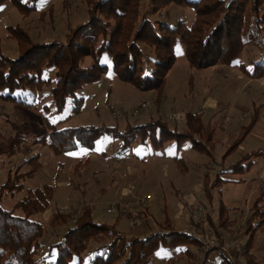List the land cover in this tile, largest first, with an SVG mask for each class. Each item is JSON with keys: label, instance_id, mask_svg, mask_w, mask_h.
Returning a JSON list of instances; mask_svg holds the SVG:
<instances>
[{"label": "rangeland", "instance_id": "rangeland-1", "mask_svg": "<svg viewBox=\"0 0 264 264\" xmlns=\"http://www.w3.org/2000/svg\"><path fill=\"white\" fill-rule=\"evenodd\" d=\"M22 1L32 4L34 0ZM150 1H142L143 12L151 6ZM36 6L24 12L12 0L0 5V52L6 57H17L20 48L10 27H21L37 42L64 41L70 28L88 18L87 0H41ZM260 11L262 15L264 5ZM194 12L192 8L171 4L153 17L172 25L181 21L190 24ZM252 20L253 15H249L248 23ZM258 49L256 41H251L233 63L197 69L187 59L185 44L177 41V60L161 91L143 92L121 81L110 68L101 80L87 83L77 92V96L83 97L79 112L73 111L72 98H68L63 111L56 110L46 86L26 97L35 106L0 99V134L14 135L34 128L15 157L0 155V185L10 171L14 173L31 155L39 153L43 162L34 178L23 181V190L13 196L8 193L2 205L13 208L27 188L45 183L55 188L51 208L33 216L45 227L38 264H44L49 246L61 240L86 207L96 223L115 224L119 232L128 236L144 237L171 226L203 242V245L194 241L176 248L159 247L150 264H203L204 259V264H222L223 254L234 264H264V223L254 228L264 217L261 212L264 210V78L248 75L254 68L253 62L259 59ZM102 56L101 61L111 67L110 55ZM92 63L89 57L85 65ZM240 64L244 68H239ZM44 77L54 78V69H45ZM143 101L149 107L135 114ZM190 112H201L206 124L202 118L203 123L214 130L210 153L194 149L190 140L177 137L166 140L162 148L150 139L136 140L123 151L122 140L106 134L95 141L93 148L76 147L60 154L50 146L31 143L49 132L45 123L48 120L59 123V127L107 125L123 131L128 124L161 119L168 128L186 131L188 127L183 129L180 122L187 120L185 116ZM173 115L175 120L171 118ZM244 127H249L247 133L243 132ZM234 140L239 144L234 145ZM205 141L208 140L203 138L202 142ZM239 161L241 166H237ZM29 169L26 163L21 171ZM218 177L220 182L215 183ZM130 187L135 188L137 196L150 193L153 198L139 202L128 194ZM257 200L261 215L254 216L253 204ZM197 203L202 204L203 213L195 218ZM115 205L119 206L118 212H110ZM56 210L67 219L65 224L50 223ZM134 218L138 222L132 226L128 222ZM250 220L254 227L246 232ZM103 240L100 236L92 240L83 257L89 259ZM213 241L219 245H212ZM220 244L227 247V253ZM246 244L257 259L254 263L245 254L237 256ZM212 247L217 248L206 257V251Z\"/></svg>", "mask_w": 264, "mask_h": 264}, {"label": "trees", "instance_id": "trees-1", "mask_svg": "<svg viewBox=\"0 0 264 264\" xmlns=\"http://www.w3.org/2000/svg\"><path fill=\"white\" fill-rule=\"evenodd\" d=\"M5 1L0 0V5ZM12 1L21 11L30 12L41 0H34L32 4L22 0ZM87 1V20L70 28L64 41L37 42L21 27H10L20 48L15 58H8L0 52V99L35 106L26 97L46 86L52 93L56 110L63 111L68 98H72V109L79 112L83 97L77 96V92L85 84L101 80L110 68L121 81L131 83L143 92L161 91L177 60L176 44L180 40L186 46L190 65L197 69L233 63L249 42L256 41L260 55L248 75L264 78V13L261 15L260 11L264 0H151V6L145 12L142 11L143 0ZM171 4L192 8L195 11L193 21L172 25L167 20L153 17ZM249 15H253L252 23H248ZM105 53L111 57V67L101 61ZM89 57L93 63L86 66ZM45 69H54V78L44 77ZM185 117L186 131L169 129L161 119L128 124L123 131L117 126L107 125L59 127V123L48 120L45 123L49 132H44L31 143L50 146L60 154L76 147L93 148L95 141L106 134L121 139L120 148L123 151L136 140L146 142L150 139L161 146L166 140L177 137L190 140L194 149L210 153L214 130L205 126L201 113L190 112ZM244 128L243 132L247 133L249 127ZM33 131L32 127L14 135L0 134V155L15 157ZM203 138L208 141L203 143ZM233 142L234 145L239 144L238 140ZM177 160L179 162L181 158ZM41 161L39 153L31 155L21 162L14 173L10 171L6 181L0 185V264H38L37 256L42 248L45 227L33 216L51 208L54 186L45 183L27 188L26 194L11 209L1 202L8 193L13 196L23 190V181L35 177L43 166ZM26 163L30 169L22 172L21 168ZM241 165L239 161L237 166ZM219 180L220 177L215 183ZM260 206L258 200L253 204L254 216L260 214ZM18 210L22 212L19 215ZM90 211L86 207L75 219V224L67 228L61 240L49 246L43 258L44 264H150L159 247L176 248L194 241L203 245L197 236L171 226L144 237L128 236L119 232L115 224L96 223ZM52 214V225H63L67 221L58 210ZM252 220L246 232L254 227ZM262 223L264 217L254 228ZM99 236L104 243L96 247L89 259H85L82 254ZM248 244L237 252V256L245 254L249 262L254 263L257 259ZM215 248L208 249L206 257ZM223 255L222 264H234L227 255Z\"/></svg>", "mask_w": 264, "mask_h": 264}, {"label": "built area", "instance_id": "built-area-1", "mask_svg": "<svg viewBox=\"0 0 264 264\" xmlns=\"http://www.w3.org/2000/svg\"><path fill=\"white\" fill-rule=\"evenodd\" d=\"M148 102H142L140 105H138V107L135 109V111H134V113L135 114H138L139 112H140V110L141 109H146V108H148L149 106H148ZM171 118L173 119V120H175L176 119V117H175V115H173V116H171ZM128 194L129 195H132L133 197H136L137 198V200L139 201V202H143V203H146V202H148L149 200H151L153 197H151V195L152 194H146V195H143V196H137L136 195V192H135V188L134 187H130L129 189H128ZM198 204V206H196V208H198V210H196L197 211V214L196 213H194V217L196 218V217H198L199 215H201L202 213H203V207H201L202 206V204H200V203H197ZM118 210H119V206L118 205H115V206H112L110 209H109V211L111 212H118ZM125 211H128V212H130L131 213V211H129V210H125ZM136 222H138V219L136 218V220H135V218L134 219H131L130 220V222H128L130 225H134ZM212 245H219L218 244V242H216V241H213L212 242ZM221 249H222V251L223 252H226L227 253V251H228V249H227V247L226 246H223L222 244H220V246H219Z\"/></svg>", "mask_w": 264, "mask_h": 264}, {"label": "crops", "instance_id": "crops-1", "mask_svg": "<svg viewBox=\"0 0 264 264\" xmlns=\"http://www.w3.org/2000/svg\"><path fill=\"white\" fill-rule=\"evenodd\" d=\"M241 63V62H240ZM242 66V67H241ZM239 68H244V65L243 64H240L239 65ZM144 102V101H143ZM196 113H201V112H196ZM201 117L203 118V120H204V123H205V118L203 117V114L201 115ZM181 124H180V126H182V128L184 129L185 127H187V120H181V122H180ZM206 124V123H205ZM205 126H207V125H205ZM179 127V126H178ZM169 129H172V128H169ZM177 131H180V129H177ZM164 146V144L163 145H161L160 147L162 148ZM156 155V154H155Z\"/></svg>", "mask_w": 264, "mask_h": 264}]
</instances>
